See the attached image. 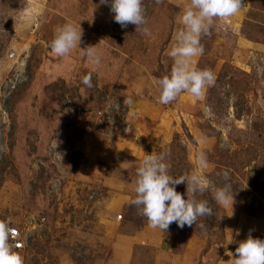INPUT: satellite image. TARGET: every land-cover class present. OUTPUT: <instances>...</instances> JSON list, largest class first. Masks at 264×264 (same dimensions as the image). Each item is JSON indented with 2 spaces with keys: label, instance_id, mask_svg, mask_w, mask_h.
<instances>
[{
  "label": "rangeland",
  "instance_id": "1",
  "mask_svg": "<svg viewBox=\"0 0 264 264\" xmlns=\"http://www.w3.org/2000/svg\"><path fill=\"white\" fill-rule=\"evenodd\" d=\"M188 2L143 0L145 33L99 0H0V223L18 229L23 264H231L237 241L264 239V0H243L202 36L195 66L215 85L162 105L156 80ZM67 23L80 25V47L104 51L101 65L79 48L52 54ZM161 151L173 176L200 171L220 186L227 172L232 215L208 191L198 198L212 216L150 227L129 200L140 160Z\"/></svg>",
  "mask_w": 264,
  "mask_h": 264
},
{
  "label": "clouds",
  "instance_id": "2",
  "mask_svg": "<svg viewBox=\"0 0 264 264\" xmlns=\"http://www.w3.org/2000/svg\"><path fill=\"white\" fill-rule=\"evenodd\" d=\"M106 4L115 22L122 27L128 24L136 26V30L148 32L143 27L147 21L143 0H99ZM243 0H189L184 6L179 18V25L174 43L167 55L173 59L170 72L156 80L159 92L158 102L168 105L174 102L182 92L190 93L199 98L204 95L208 87L214 86L216 76L211 69L195 66V58L203 55L204 46L202 36L209 35L215 21L235 15L241 8ZM82 29L76 24L67 23L58 26L47 47L57 58L70 55L74 49H81V56L85 57L93 66L101 65L104 51L95 45L80 47ZM81 83L92 88V73L88 72L81 78ZM200 169L207 168L206 155L201 152L195 157ZM167 151L159 153H145L135 171L133 183L134 197L129 200L130 205L137 207L138 213L147 218L149 226L167 232L170 225L175 223L179 228L186 225L191 227L198 218L209 217L214 210L203 196L211 191L212 199L220 207L230 206L231 215L234 204L232 183L229 174H223L224 180L217 186L200 171H192L180 176L169 173ZM186 185V192L181 194L176 186ZM203 226V225H201ZM9 227L0 223V264H23L22 257L14 253L8 244ZM233 242V236L228 243ZM231 264H264V239L255 238L249 234L237 241L235 254L231 253Z\"/></svg>",
  "mask_w": 264,
  "mask_h": 264
},
{
  "label": "built area",
  "instance_id": "3",
  "mask_svg": "<svg viewBox=\"0 0 264 264\" xmlns=\"http://www.w3.org/2000/svg\"><path fill=\"white\" fill-rule=\"evenodd\" d=\"M15 227H9V237L11 239V249L12 250H19L23 247V241L21 240L20 233L15 234L14 232L18 229H13ZM20 235V236H19Z\"/></svg>",
  "mask_w": 264,
  "mask_h": 264
},
{
  "label": "bare ground",
  "instance_id": "4",
  "mask_svg": "<svg viewBox=\"0 0 264 264\" xmlns=\"http://www.w3.org/2000/svg\"><path fill=\"white\" fill-rule=\"evenodd\" d=\"M13 229H16V228H13ZM14 233H15V234H17V233H18V231H15Z\"/></svg>",
  "mask_w": 264,
  "mask_h": 264
}]
</instances>
